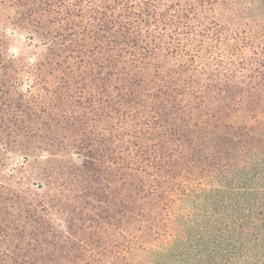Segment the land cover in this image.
<instances>
[{"label":"trees","instance_id":"obj_1","mask_svg":"<svg viewBox=\"0 0 264 264\" xmlns=\"http://www.w3.org/2000/svg\"><path fill=\"white\" fill-rule=\"evenodd\" d=\"M0 264H264V0H0Z\"/></svg>","mask_w":264,"mask_h":264}]
</instances>
